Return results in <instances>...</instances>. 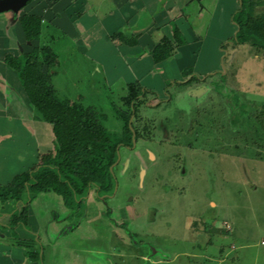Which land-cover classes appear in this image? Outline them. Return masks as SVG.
<instances>
[{
	"label": "rangeland",
	"instance_id": "obj_1",
	"mask_svg": "<svg viewBox=\"0 0 264 264\" xmlns=\"http://www.w3.org/2000/svg\"><path fill=\"white\" fill-rule=\"evenodd\" d=\"M93 1L95 14L82 6L89 17L81 6L72 7L74 34L44 27L40 41L56 57L51 85L57 99L90 108L115 134L126 124L121 114L132 111V91L141 89L131 121L139 139L130 151L120 150L113 196L91 191L73 211L55 193L36 195L26 230L34 237L0 236L6 245L1 253L22 257L30 251L37 264H264V58L231 45L230 21L214 20L218 28L207 36L212 16L203 13V43L141 71L126 62L132 56L106 42L100 22L112 6ZM92 47L97 50L85 53ZM236 99L249 106L245 126L230 122Z\"/></svg>",
	"mask_w": 264,
	"mask_h": 264
},
{
	"label": "trees",
	"instance_id": "obj_2",
	"mask_svg": "<svg viewBox=\"0 0 264 264\" xmlns=\"http://www.w3.org/2000/svg\"><path fill=\"white\" fill-rule=\"evenodd\" d=\"M237 1L238 9L232 15L236 34L231 45L248 46L252 53L264 56V13H255L260 0ZM42 21L41 16L36 14L24 13L20 17L25 41L30 46L40 41ZM119 36L123 42L125 38L121 34H114L111 40L116 41ZM173 40L174 42L164 38L154 46L151 56L155 64L173 56L176 47L186 45L175 25ZM4 61L16 72L27 100L41 119L51 126L53 133L52 151L42 155L36 167L17 175L10 184L0 186V206L8 202L14 204L15 212L11 215L7 228L13 231L12 236L15 238L16 227L22 225L28 229V207L32 198L38 194L55 193L62 197L65 207L74 211L84 203L91 191L98 197L114 192L115 173L121 165L120 162L116 164L118 156L121 159L120 150L124 148L130 151L133 135L136 142L139 139L137 129L129 121L131 117H136L139 98L144 93L141 89L132 91V97L127 102L133 112L121 114L126 124L120 134H115L98 123L97 114L90 108L84 109L78 104L56 98L50 73L56 64V57L50 47L33 46L31 51L20 56L6 54ZM44 69L47 70L46 73L43 72ZM248 107L239 105L238 99L236 105L230 104L232 126L239 122L243 126L248 124ZM107 215L112 219L111 211ZM115 224L123 226L116 221ZM231 230L232 228L227 229L228 232ZM27 244L20 243L17 246L29 248L30 244Z\"/></svg>",
	"mask_w": 264,
	"mask_h": 264
},
{
	"label": "crops",
	"instance_id": "obj_3",
	"mask_svg": "<svg viewBox=\"0 0 264 264\" xmlns=\"http://www.w3.org/2000/svg\"><path fill=\"white\" fill-rule=\"evenodd\" d=\"M106 3L112 7L105 8L101 22L96 15H94V19L103 24V28L106 30L105 36L108 37L107 44L115 45L119 49H114L117 53L132 56L127 58L126 62L136 63V68L141 71L144 68L149 70L153 67H160L180 58L182 56L180 50L186 45L203 43L201 30L206 28L201 20L203 13L212 16V21L207 27V36L210 31L217 30L218 22L215 25L213 22L216 19L223 20L224 23L230 21L229 27L232 33L236 34L232 15L238 9L237 0H100L99 2L101 5ZM74 5L81 6L80 11L85 9L82 6H88L91 13L95 14L93 0H40L33 3L29 12L25 13L41 16L43 20L42 32L44 27L49 32L50 27L56 25L60 31L66 27L74 34L77 31L75 24L78 20V15L77 17L75 15L76 11L74 12L72 9ZM255 13H264V0H260V6L255 9ZM82 14L85 15L83 17H89L88 11H83ZM22 15V12L20 14H12V12L0 14V186L10 184L17 175L36 167L40 157L53 149L51 126L50 135L42 126V122L35 119L34 108L27 100L16 72L10 69L4 61L6 54L20 56L22 53L31 51L33 46H44L41 41L31 46L27 44L20 26ZM174 25L181 32L186 45L176 47L173 56L160 64H155L151 52L154 46L164 38L174 42ZM117 30L121 31V35L125 38L123 42L111 41V36ZM143 45L148 48L143 50ZM94 50H97L96 47H92L91 50L84 49L85 53ZM254 57L257 58L259 55L254 54ZM262 57L264 58V56ZM144 60L149 63L145 65ZM43 72L46 73V69ZM14 212L12 202L0 206V228L4 233L2 235L0 231L1 239L12 237V231L7 226L10 224V217ZM30 220L31 211L28 207L29 224ZM24 229L20 225L15 228V233L23 239L29 240L32 235L34 237V232L30 234ZM3 246L6 247V245L0 244V250ZM26 253V256L24 254L21 257V254L8 253L4 255L0 251V264H24L25 257L30 260L29 264H37L32 261L33 258H37V255H31L33 253L30 251Z\"/></svg>",
	"mask_w": 264,
	"mask_h": 264
},
{
	"label": "water",
	"instance_id": "obj_4",
	"mask_svg": "<svg viewBox=\"0 0 264 264\" xmlns=\"http://www.w3.org/2000/svg\"><path fill=\"white\" fill-rule=\"evenodd\" d=\"M31 1L32 0H0V14L7 13V12H12V13L17 14L21 12V10H23ZM132 119L133 117L131 118L130 123ZM133 146H135L134 135H133ZM119 160H120V157L118 156V160L116 164L119 162ZM115 191H116V187L114 189V192Z\"/></svg>",
	"mask_w": 264,
	"mask_h": 264
},
{
	"label": "flooded vegetation",
	"instance_id": "obj_5",
	"mask_svg": "<svg viewBox=\"0 0 264 264\" xmlns=\"http://www.w3.org/2000/svg\"><path fill=\"white\" fill-rule=\"evenodd\" d=\"M199 91V90H198ZM198 91H196L195 93H197ZM132 118V117H131ZM131 120V119H130ZM133 120V119H132ZM129 123H130V121H129ZM131 124V123H130ZM136 141H135V146H136ZM135 146H132V148H130V150L131 149H133ZM121 160V159H120ZM121 164H123V161L121 160V161H119ZM115 193V192H114ZM114 193H112V196L114 195ZM109 196H111V195H109ZM106 197H108V196H106ZM100 198V197H99ZM111 211V210H110ZM108 212V211H107ZM107 217H108V215H107ZM109 218V217H108ZM110 219V218H109ZM123 225V224H122Z\"/></svg>",
	"mask_w": 264,
	"mask_h": 264
},
{
	"label": "built area",
	"instance_id": "obj_6",
	"mask_svg": "<svg viewBox=\"0 0 264 264\" xmlns=\"http://www.w3.org/2000/svg\"><path fill=\"white\" fill-rule=\"evenodd\" d=\"M224 226H225L228 230L231 229V226H230L229 224H227V223H225Z\"/></svg>",
	"mask_w": 264,
	"mask_h": 264
}]
</instances>
